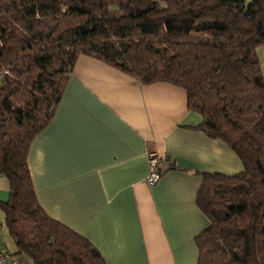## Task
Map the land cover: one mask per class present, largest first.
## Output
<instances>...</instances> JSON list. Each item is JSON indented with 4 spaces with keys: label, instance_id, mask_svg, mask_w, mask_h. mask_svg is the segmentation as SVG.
<instances>
[{
    "label": "trees",
    "instance_id": "16d2710c",
    "mask_svg": "<svg viewBox=\"0 0 264 264\" xmlns=\"http://www.w3.org/2000/svg\"><path fill=\"white\" fill-rule=\"evenodd\" d=\"M264 0H0V200L16 253L34 264H106L38 202L31 142L52 121L81 56L142 84L183 88L195 129L239 158L241 173L200 171L208 221L197 264H264ZM167 159L166 161H168Z\"/></svg>",
    "mask_w": 264,
    "mask_h": 264
},
{
    "label": "crops",
    "instance_id": "0c3cea01",
    "mask_svg": "<svg viewBox=\"0 0 264 264\" xmlns=\"http://www.w3.org/2000/svg\"><path fill=\"white\" fill-rule=\"evenodd\" d=\"M257 53L264 76V46ZM201 122L183 88L142 84L81 56L51 123L29 147L38 202L97 247L106 264H197L195 238L208 221L196 204V173L243 170L227 145L195 129ZM149 153L169 159L155 185L147 182ZM8 198L9 181L0 176V200ZM0 248L22 263L16 247Z\"/></svg>",
    "mask_w": 264,
    "mask_h": 264
},
{
    "label": "built area",
    "instance_id": "2783aa9c",
    "mask_svg": "<svg viewBox=\"0 0 264 264\" xmlns=\"http://www.w3.org/2000/svg\"><path fill=\"white\" fill-rule=\"evenodd\" d=\"M166 160L167 157H160L155 153L148 154L149 173L147 176V182L149 185H155L156 183L159 182L162 176V171L160 167L163 164V162H165ZM0 264H16V263L11 260L8 253H6L0 248Z\"/></svg>",
    "mask_w": 264,
    "mask_h": 264
},
{
    "label": "rangeland",
    "instance_id": "374dc122",
    "mask_svg": "<svg viewBox=\"0 0 264 264\" xmlns=\"http://www.w3.org/2000/svg\"><path fill=\"white\" fill-rule=\"evenodd\" d=\"M0 244L1 247L4 248L5 250H7L10 253H14V241L13 239L10 237V235L8 234L6 228L4 227V215L3 212L0 210ZM18 257V261L20 262V259L22 261V263L20 264H33V262L26 258L25 256H17ZM20 258V259H19Z\"/></svg>",
    "mask_w": 264,
    "mask_h": 264
}]
</instances>
